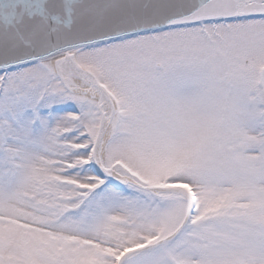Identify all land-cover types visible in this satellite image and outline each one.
Returning <instances> with one entry per match:
<instances>
[{
  "label": "snow or ice",
  "instance_id": "1",
  "mask_svg": "<svg viewBox=\"0 0 264 264\" xmlns=\"http://www.w3.org/2000/svg\"><path fill=\"white\" fill-rule=\"evenodd\" d=\"M0 264H264V0H0Z\"/></svg>",
  "mask_w": 264,
  "mask_h": 264
}]
</instances>
